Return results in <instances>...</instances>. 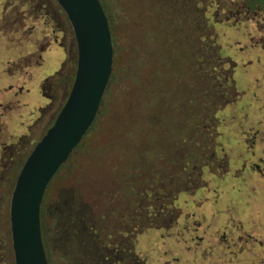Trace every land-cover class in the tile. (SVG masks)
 <instances>
[{
    "label": "rangeland",
    "instance_id": "374dc122",
    "mask_svg": "<svg viewBox=\"0 0 264 264\" xmlns=\"http://www.w3.org/2000/svg\"><path fill=\"white\" fill-rule=\"evenodd\" d=\"M102 1L114 21L116 82L106 98L105 115L70 168L50 183L47 201L62 204L72 190L75 199L90 207L86 227L106 245L107 238L130 239L136 225H142L145 233L138 238L139 254L153 264L157 235L153 228L167 220L145 214L162 203L153 201L154 193H171L186 173L184 166L198 173L195 166L208 161L211 150L206 140L198 141L193 128L204 124L198 125L201 120L195 117V91L175 82L174 55L178 79L183 78L191 66L182 63L179 53L188 48L164 40L159 0ZM166 19L167 35L177 36L166 26ZM215 27L219 41L228 42L223 53L233 49L234 30ZM71 48L75 52L73 30L55 0H0V177L7 178L8 157L19 162L29 155L62 109L70 90L66 81L75 66L73 61L63 66L65 52ZM208 103L210 107V97ZM9 178L11 182L7 180L0 191V264H15L10 227L13 180ZM184 199L182 192L175 202L183 212ZM45 225L52 263L76 264L81 253L76 244L72 256L65 246L55 249L58 229L50 218Z\"/></svg>",
    "mask_w": 264,
    "mask_h": 264
},
{
    "label": "flooded vegetation",
    "instance_id": "af4514ba",
    "mask_svg": "<svg viewBox=\"0 0 264 264\" xmlns=\"http://www.w3.org/2000/svg\"><path fill=\"white\" fill-rule=\"evenodd\" d=\"M169 1L184 7L200 0ZM231 4L230 17L224 16L225 20L216 25L234 30L233 49L223 53L228 42L223 39L220 43L214 26L222 60L211 72L218 81L219 105L215 110L216 121L211 126L216 142L212 143L210 158L199 166V172L186 176L187 193L182 201L186 211L175 209L177 214L173 219L153 228L157 233L153 264H264V0L237 3L232 0ZM195 11L193 9L192 13ZM54 41L63 47L57 38ZM74 41L75 52L72 48L66 51L63 63V66L72 61L75 64L72 77L66 81L70 90L78 60L75 35ZM199 49L202 51L201 47ZM174 59L175 82L188 91H195V117L203 120L205 130L209 129L208 97L213 88L209 84L207 59L198 66L195 63V67L179 79L176 55ZM70 90L65 94L66 99ZM28 156H21L19 162L16 157H8V175L0 177V191L7 180L11 182V176L13 192ZM2 201L0 192V206ZM82 214V210L76 212V216ZM141 216L144 218L143 214ZM82 228L90 231L86 224ZM144 233L143 226L136 225L130 239L107 238L108 245L94 239L95 234H86V239L79 240L85 241V245L81 248L84 256L77 259V264H149L139 254L142 243L138 238Z\"/></svg>",
    "mask_w": 264,
    "mask_h": 264
},
{
    "label": "water",
    "instance_id": "95a60500",
    "mask_svg": "<svg viewBox=\"0 0 264 264\" xmlns=\"http://www.w3.org/2000/svg\"><path fill=\"white\" fill-rule=\"evenodd\" d=\"M76 40L77 68L53 125L27 157L10 200L15 264H49L41 208L46 191L93 127L114 71V44L100 0H56Z\"/></svg>",
    "mask_w": 264,
    "mask_h": 264
},
{
    "label": "trees",
    "instance_id": "16d2710c",
    "mask_svg": "<svg viewBox=\"0 0 264 264\" xmlns=\"http://www.w3.org/2000/svg\"><path fill=\"white\" fill-rule=\"evenodd\" d=\"M101 1V0H100ZM236 3L240 2L242 0H234ZM244 1V0H243ZM231 2L232 0H205L202 3V0L199 1V3H195L193 5L187 4L184 7H180L179 4H176L173 1L163 0L158 3L159 7L161 8L160 11L163 13L164 17L160 16L161 18L159 19L160 24H162V36L164 37V40L166 43H171L173 45H180L181 47H186L188 48V51L186 53H179L180 58L182 63L190 64V66L193 68L195 67V63L198 64L205 58L207 59L208 63V70H209V84L210 87L213 88L212 90L210 89L209 91V97H210V102L211 106L208 107V122H209V129L204 130L205 128L203 127L204 124H202V127L196 126L194 127V130L198 141L206 142L209 144V148L211 149L212 143L216 142L214 141V134L212 132V124L214 123L215 120V110L218 108L219 105V99L218 96L216 95L218 86H217V80L216 76L211 74L213 69L222 62L219 54V45H218V38L217 34L215 31L214 26L218 23H220L222 20H225V17H230L228 14V11L230 10L231 7ZM176 4V5H175ZM247 4H250L247 1ZM103 8L106 12V15L109 19L110 27H111V33L113 36V41H114V21L112 20L108 8L106 7V4L102 1ZM191 6L194 10L196 9V13H192V10H190L188 7ZM225 13V14H223ZM222 15L221 18H218ZM225 16V17H224ZM165 18H169V21H165L167 24L166 26L169 27L171 26L173 28L172 31H177V36L176 34H172L170 36L167 35V32L169 33V28H163V23ZM232 22V20H229ZM228 21V22H229ZM175 29V30H174ZM168 36V37H167ZM169 38V41H168ZM202 51H200V48ZM194 49H198L196 52H193ZM150 52V51H149ZM116 82V73H113V77L111 80V83L107 89V92L104 96L103 103L99 112V115L91 128V130L88 132V134L85 136L83 139L81 145L76 149V151L72 154L70 157L69 161L67 162L66 165L60 169L58 174L55 176L54 180L59 178L61 176L62 171L69 167L70 168V162L75 156V154L86 144L87 140H89L91 134L93 131L96 129L98 122L100 121L101 117L105 115V109H106V98L109 94V91L111 89V85L113 82ZM227 84H225L226 86ZM163 93V91H161ZM221 104V103H220ZM201 120V119H200ZM201 122H197V124H201ZM199 142V143H200ZM167 149V148H166ZM169 149V148H168ZM167 150H164L166 152ZM200 167H198L199 169ZM186 169L184 166V172L185 175H183L180 179V181H176L175 188L171 193H169V190H166V193L164 196H161L159 193H154V196L152 197L153 201H162L159 202L160 204L157 207H150L149 209L146 210L145 214L148 215V217L153 216V218L156 217H163L167 218L169 221L170 219H173L174 216L177 214L175 209H180L179 207L175 206V202L179 199L180 193L186 192V176L187 174H191L192 171ZM178 180V179H176ZM49 188V187H48ZM48 191V192H47ZM46 195L44 197V202H43V207L41 211V221H42V233H43V239H44V244L48 256V262L49 264H53L51 257L52 253L49 248V238H48V231L45 225L46 219L50 218L56 225V228L58 229L57 235L55 236V249L57 247H62L65 246L69 250V256L70 253L72 252L71 247L73 244H76V247L78 248V251L81 252L79 253L80 257H83L84 254L81 250L82 246L85 245V241L80 242L79 240H84L87 238V235L89 234H94L90 233V231L85 232L83 230V226L86 224V220L88 218L89 212H90V207L89 205L85 204L83 201H79L75 199L74 193L72 190L68 191L69 197L68 199L63 202L62 204H48V195L49 192L51 191L50 189H47ZM157 194V195H156ZM170 194V195H169ZM156 196V197H155ZM156 204V203H155ZM165 205L167 207L165 210L162 209L160 206ZM82 210L83 214L76 216V212ZM166 220V221H167ZM162 225V224H159ZM158 225V226H159ZM80 230V231H79ZM87 234V235H86ZM59 235V237H58ZM95 239V236L93 237ZM83 249V248H82ZM71 250V251H70ZM68 256V257H69ZM85 263V262H83ZM147 263V262H146ZM72 264H75L72 263ZM77 264V262H76Z\"/></svg>",
    "mask_w": 264,
    "mask_h": 264
}]
</instances>
